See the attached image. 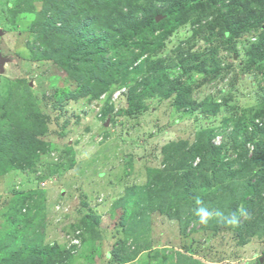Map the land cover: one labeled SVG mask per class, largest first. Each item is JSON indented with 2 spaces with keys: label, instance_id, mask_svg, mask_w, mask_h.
Listing matches in <instances>:
<instances>
[{
  "label": "rangeland",
  "instance_id": "1",
  "mask_svg": "<svg viewBox=\"0 0 264 264\" xmlns=\"http://www.w3.org/2000/svg\"><path fill=\"white\" fill-rule=\"evenodd\" d=\"M88 2L96 0H0V264L12 252L40 248L42 264H253L258 258L264 264V231L204 229L186 218L198 198L186 187L171 183L150 192L175 161L171 142L183 152L212 131V144L227 142L225 159L234 157L231 136L243 137L239 116L247 121L264 108V59L250 52L260 31L230 42L211 36L205 44L191 37L196 25L187 23L161 40L158 53L108 48L106 65L111 58L160 57L164 69L113 73L116 81L95 96V78H77L53 57L70 41L102 32L85 30L96 11ZM160 15L157 21L165 18ZM180 44L190 54L214 47L203 69L218 73L187 74L175 60ZM191 64L188 56L183 67ZM161 75L189 86V100L200 107L185 108L176 91L153 85ZM133 86L137 107L126 103ZM232 184L208 186L202 197L238 202L242 181Z\"/></svg>",
  "mask_w": 264,
  "mask_h": 264
},
{
  "label": "trees",
  "instance_id": "2",
  "mask_svg": "<svg viewBox=\"0 0 264 264\" xmlns=\"http://www.w3.org/2000/svg\"><path fill=\"white\" fill-rule=\"evenodd\" d=\"M88 3L92 4L96 11L88 16L89 24L85 30L96 27L102 32L85 40L70 41L63 51L53 54V57L59 64L66 66L69 74L77 78L85 74L87 78H95L97 85L94 90L95 96L104 91L109 83L116 81L113 73L123 76L130 73L129 68H133L139 74L143 71V65H146L153 74L155 71L164 69V59L160 57L153 60L146 58L144 63L141 61L136 63L138 56L135 57V61H128L129 56L120 59L111 58L113 60L106 65L103 57L108 48L133 47L140 55L146 52L158 53L164 46L161 40L167 38L179 26L187 23L196 25L191 37L205 44H208L211 36L226 38V41L230 42L251 29H258L259 39L252 42L250 52L255 55L256 60L261 62L264 59V0H96V2ZM102 6H106L104 13L97 11ZM160 14L165 15V18L157 21L156 16ZM75 18L80 19L78 15ZM202 23L205 24L202 25ZM81 33L82 30L78 32L83 35ZM117 36L118 39L113 42ZM192 41L193 39L189 38L186 42L191 43ZM184 42L182 41L181 44ZM181 44L177 46L175 60L187 71V74L205 72V78H211L218 73L217 68L215 70L203 69L208 64L207 57L214 54V47L205 45L207 46L205 49L190 54V50H185ZM131 52L134 51L131 50ZM188 56H191L193 64L183 67ZM78 63L85 69L79 70ZM108 71V80L104 81L103 76ZM146 78L140 81L143 86L149 81V78ZM153 85L161 87L165 92L176 91L178 103L185 108L189 104H192L194 108L201 105L189 100V86L177 87L167 80L166 75L159 76ZM138 90V86H133L130 90L126 102L130 107L138 106L133 103L139 96ZM213 104L215 108H218L217 103ZM239 119L242 123L238 128H241L243 137L239 141L235 139V136H231L230 149L234 157L225 159L226 151H229L227 142L219 145L212 144V131H207L205 136L195 139L194 143L184 150L185 152H182L181 143L171 142L167 147L173 151L171 156L175 154L172 156V160L175 161L171 164L167 176L150 192L156 191L155 193L159 194L160 190L155 189L171 183L186 187V190L201 199L202 206L212 213L207 223L200 222L204 229L229 228L239 234L245 232L251 235L264 231V195L262 194L264 192V108L248 117L247 121L243 119V116H239ZM196 157L198 159L194 162ZM233 180L242 181V193L239 195L238 202L234 198L230 201L216 199V196L211 194L209 197H202L204 196L203 190L208 189V186L221 190L233 186ZM200 206L196 204L188 208L190 212L186 218L200 221L196 215ZM172 209L174 208H169V210ZM255 211L257 217L252 220V214ZM217 212L222 213V218L216 216ZM233 214L237 217L235 226L226 223ZM74 248L73 244L65 251L71 254ZM36 252L39 254L37 255ZM45 256L41 248L30 254L17 250L1 264H42ZM50 261L52 264L55 263L52 259ZM253 264H260L259 258Z\"/></svg>",
  "mask_w": 264,
  "mask_h": 264
},
{
  "label": "clouds",
  "instance_id": "3",
  "mask_svg": "<svg viewBox=\"0 0 264 264\" xmlns=\"http://www.w3.org/2000/svg\"><path fill=\"white\" fill-rule=\"evenodd\" d=\"M195 203L197 205H201L200 207H198V209L196 211V215L199 217L200 222L207 223L208 220H209V218H211L212 213L209 212L206 207L202 206V200L201 199L197 198L196 201H195ZM216 216L222 218V213L217 212L216 213ZM226 223L228 225L235 226L237 224V217H236V215L233 214L230 219H227Z\"/></svg>",
  "mask_w": 264,
  "mask_h": 264
},
{
  "label": "water",
  "instance_id": "4",
  "mask_svg": "<svg viewBox=\"0 0 264 264\" xmlns=\"http://www.w3.org/2000/svg\"><path fill=\"white\" fill-rule=\"evenodd\" d=\"M160 17H161V15L156 16V20L160 19ZM0 33H1V31H0ZM108 124H109V118L106 119V121L104 122V126H108Z\"/></svg>",
  "mask_w": 264,
  "mask_h": 264
},
{
  "label": "built area",
  "instance_id": "5",
  "mask_svg": "<svg viewBox=\"0 0 264 264\" xmlns=\"http://www.w3.org/2000/svg\"><path fill=\"white\" fill-rule=\"evenodd\" d=\"M263 123H264V122H263ZM263 123H262V124H263Z\"/></svg>",
  "mask_w": 264,
  "mask_h": 264
}]
</instances>
